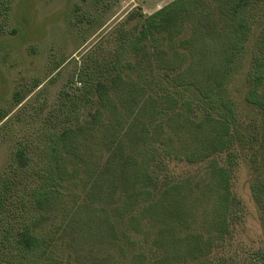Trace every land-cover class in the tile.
Here are the masks:
<instances>
[{"label":"trees","instance_id":"16d2710c","mask_svg":"<svg viewBox=\"0 0 264 264\" xmlns=\"http://www.w3.org/2000/svg\"><path fill=\"white\" fill-rule=\"evenodd\" d=\"M262 2L173 0L128 13L114 55L81 66L82 91L22 137L1 177L0 264H264L262 248L233 241L231 221L247 158L264 211V29L247 76L258 117L246 137L227 92ZM12 10L0 0V35ZM25 98L16 90L15 106ZM89 103V118L71 124ZM172 162L198 165L208 181L176 177ZM209 201L204 236L190 225Z\"/></svg>","mask_w":264,"mask_h":264},{"label":"rangeland","instance_id":"374dc122","mask_svg":"<svg viewBox=\"0 0 264 264\" xmlns=\"http://www.w3.org/2000/svg\"><path fill=\"white\" fill-rule=\"evenodd\" d=\"M171 1L12 0L10 21L0 35V182L5 171L10 169L22 137L31 133L35 125L41 124L49 111L58 109L63 101H67L65 94L71 97L82 91L83 84L77 75L81 66L89 62L95 64L98 59L114 55L119 41L116 28L126 20L127 14L138 9L149 15ZM253 15L245 50L227 83L228 96L240 117L236 131L241 137L249 135L251 120L258 117L257 109L246 101L245 95L248 91V72L252 67L254 52L258 49V38L264 29V2L254 9ZM135 22L136 19L131 20L124 26L129 28ZM12 29L16 32H12ZM128 58L131 56L128 55ZM36 78L41 83L32 87ZM16 90L26 94L23 103L18 106L14 104ZM94 104L79 106L73 111L74 117L70 123L75 125L89 118ZM4 113L8 115L2 119ZM246 160L249 163H243L233 179L237 205L231 221L233 241L241 242L247 251L253 252L259 248L264 250V211L251 193V180L257 175H253L250 159ZM168 171H173L171 174L176 177L184 173H197L193 180L195 186L198 182L208 181L207 178L203 179L206 175H201L198 165L172 162L168 164ZM66 203L70 204L69 197ZM213 207V201L193 207L196 219L192 220L190 230L203 232L207 236L209 229L205 219L206 215L212 213ZM202 213L206 215L202 216ZM1 234L0 221V237ZM213 255L210 254L208 258L213 259Z\"/></svg>","mask_w":264,"mask_h":264}]
</instances>
